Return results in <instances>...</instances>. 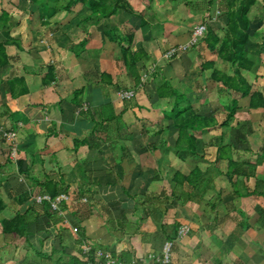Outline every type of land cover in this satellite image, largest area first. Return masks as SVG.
<instances>
[{"label": "crops", "instance_id": "obj_1", "mask_svg": "<svg viewBox=\"0 0 264 264\" xmlns=\"http://www.w3.org/2000/svg\"><path fill=\"white\" fill-rule=\"evenodd\" d=\"M86 1L0 0V43L8 55V63L0 65V219L29 205L41 213L44 200L37 203L34 197L46 193L33 179L63 178L69 198L64 201L68 211L61 212L62 227L76 233L73 222L81 220L87 241L113 257L128 253V262L159 254L164 240L171 239V264H264V225L259 221L264 196L236 195L221 174L205 201L163 199L170 195L177 170L205 169L220 144L231 147L234 159L256 165L241 190L253 189L256 178L264 182V108L250 109L248 95L215 79V70L231 75L233 69L218 56L219 42L209 48L204 40L209 30L219 39L225 35L230 0H123L104 18L94 15ZM39 3L49 5V12ZM248 17L246 50L258 63L240 71L252 90L264 96V0H255ZM200 23L207 27L203 38L186 51L165 55L188 42ZM14 77L24 82L12 94L8 81ZM163 80L178 90L184 86L199 114L216 117L215 125L195 132L196 156L175 147L178 129L167 117L171 98L159 97L157 90ZM23 88L27 91L18 93ZM119 90L134 94L121 98ZM234 99L238 107L221 125ZM8 132L14 136L7 137ZM76 139L82 144L77 146ZM123 189L133 197H121ZM173 189L192 188L182 184ZM25 190L31 193L26 202H12ZM79 191L84 198H76ZM216 193L221 201L213 208ZM159 195L160 200L150 201ZM155 206L165 208V214ZM183 224L189 233L177 238L176 229ZM72 238L65 230L62 244L75 253ZM53 248H59L58 237ZM25 258H36L25 238L3 233L0 224V264H24Z\"/></svg>", "mask_w": 264, "mask_h": 264}, {"label": "trees", "instance_id": "obj_2", "mask_svg": "<svg viewBox=\"0 0 264 264\" xmlns=\"http://www.w3.org/2000/svg\"><path fill=\"white\" fill-rule=\"evenodd\" d=\"M123 0H114V3L110 4L108 0H87L86 3L90 7L94 15L98 14V17L104 18L113 15L121 6ZM255 0H230L229 11L227 16V30L225 35L219 39L213 34L211 30L207 32L205 42L209 48H214L215 44L219 42L216 51L218 56L229 62L233 69V74H224L220 71H214V77L217 80H221L223 84L232 89L235 92H239L241 96H249V108H264V96L261 91L252 90V84L241 74V69L253 70L256 68L258 59L255 56L249 55L246 50V44L249 37V25L250 20L248 12ZM43 3V2H42ZM39 3L41 7H44L45 12H49L50 6H44ZM55 4V1L53 2ZM55 5L52 8V12H55ZM264 44V36L263 42ZM5 44L0 43V65L8 63V55L5 52ZM124 59L127 67L131 68V64L128 61V55L123 51ZM48 71L52 72V67L48 68ZM52 77V76H50ZM137 75H135V79ZM24 79L22 77H14L8 81L11 93L14 94L13 87L16 84H22ZM159 97L169 96L171 98V109L168 112L167 117L170 118L174 125L178 129V135L175 142L177 149L187 151L192 156L197 155L196 151V134L197 130L204 129L211 125L216 124V117L206 116L199 114L187 99L185 92L186 89L182 86V91L178 88H174L168 80H163L161 84L157 86ZM25 88L20 89L18 93H25ZM82 89L76 90L74 94L78 96ZM237 100L234 99L228 115L221 125L228 122L234 112L237 109ZM109 119V118H108ZM76 145L82 144L79 140H75ZM231 147L228 144H220L217 147V155L213 163L202 169L200 166H194L188 173H183L177 170L171 180L172 190L170 195H164L163 199L169 200L171 197H177L181 202L186 203L188 201H205V197L208 191L215 188L214 179L218 175H225L231 183L233 190L238 196H264V184L263 180L256 178V185L253 189L241 190L240 186L243 184V179H248L249 176L254 175L256 172V165L248 161H239L234 159L230 153ZM264 155V154H263ZM223 160H226V168L221 167ZM20 170L24 173L27 171V167H22V160H18ZM35 184L40 186L42 193L48 194L51 198H55L61 193H65L67 188L63 181V178L54 180L51 178L36 179ZM111 185V182L106 183ZM182 184H188L192 189L191 191H185L184 189L180 193H174V187ZM260 185V186H259ZM31 197V193L25 190L12 198V202L20 206ZM83 191L77 193L78 199L84 198ZM109 199V195H105ZM121 197H133L126 189H123V195ZM159 197V198H158ZM162 195L150 198V201L159 199ZM221 201L220 193H216L211 197L210 206L214 208ZM3 205L0 202V206ZM39 206H41L42 212L38 207L29 205V207L21 212L15 209L14 214L10 217H3L0 219L1 230L3 233H10L14 238H25V243L30 250L34 252L36 258L29 260L25 258L24 264H85L94 258V252L96 249H102V246L95 242L87 241V237L84 233V229L80 227V221L77 219L73 222L76 228V233L70 228H63L64 215L62 211H68L67 204L61 201L58 209L51 207L49 201L44 200ZM158 209L162 214H165L166 209L160 206H155L154 210ZM240 214H244L242 210H239ZM75 217V213L72 212ZM259 221L261 225H264V208L259 212ZM58 223L61 225L57 226ZM244 227H248V224L244 223ZM242 225V226H243ZM178 229V228H177ZM176 229V231H177ZM65 230L69 231L72 235L70 246L74 248L75 253H70L65 250L62 244L63 234ZM62 231V232H61ZM74 234V236H73ZM59 238V248H53L54 239ZM84 242V243H83ZM89 244L91 250L85 254L81 250V245ZM105 249V248H104ZM79 254V255H78ZM119 259L127 261L129 254L124 253L119 256Z\"/></svg>", "mask_w": 264, "mask_h": 264}, {"label": "built area", "instance_id": "obj_3", "mask_svg": "<svg viewBox=\"0 0 264 264\" xmlns=\"http://www.w3.org/2000/svg\"><path fill=\"white\" fill-rule=\"evenodd\" d=\"M207 27L205 23H200L194 26L191 32L190 40L186 43H182L179 45H175L171 47L168 51H166V56H174L179 52L188 50L192 45L196 44L198 40L205 36ZM133 91L130 90H119L118 96L121 98L129 99L133 96ZM7 137L14 136L13 132L6 133ZM15 151L11 152V155H14ZM69 196L66 193H61L55 198H51L48 194H40L34 197V200L37 203L42 202L43 200H47L50 202L53 208H57L61 201L68 200ZM74 230H76L74 228ZM189 226L187 224H183L178 227L176 231V237L182 238L183 236L189 233ZM173 246V240L165 239L162 243L161 250L159 254L149 253L145 256L135 257L130 259L128 262H125L117 257H113L112 254L103 249H96L94 252V258L90 261H87L85 264H171V251ZM91 250L89 244L83 245V252L87 254Z\"/></svg>", "mask_w": 264, "mask_h": 264}]
</instances>
